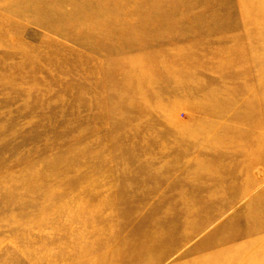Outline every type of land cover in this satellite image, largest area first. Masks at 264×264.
Returning a JSON list of instances; mask_svg holds the SVG:
<instances>
[{"label":"rangeland","instance_id":"1","mask_svg":"<svg viewBox=\"0 0 264 264\" xmlns=\"http://www.w3.org/2000/svg\"><path fill=\"white\" fill-rule=\"evenodd\" d=\"M0 264H264V0H0Z\"/></svg>","mask_w":264,"mask_h":264},{"label":"bare ground","instance_id":"2","mask_svg":"<svg viewBox=\"0 0 264 264\" xmlns=\"http://www.w3.org/2000/svg\"><path fill=\"white\" fill-rule=\"evenodd\" d=\"M248 1H255V0H248ZM258 1V0H257ZM260 12V11H259Z\"/></svg>","mask_w":264,"mask_h":264}]
</instances>
